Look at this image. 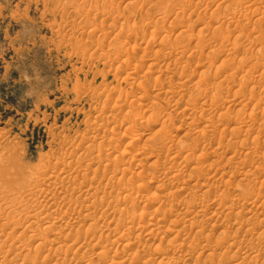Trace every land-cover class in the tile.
I'll return each instance as SVG.
<instances>
[{
	"label": "rangeland",
	"instance_id": "rangeland-1",
	"mask_svg": "<svg viewBox=\"0 0 264 264\" xmlns=\"http://www.w3.org/2000/svg\"><path fill=\"white\" fill-rule=\"evenodd\" d=\"M263 159L264 0H0V264H264Z\"/></svg>",
	"mask_w": 264,
	"mask_h": 264
},
{
	"label": "bare ground",
	"instance_id": "bare-ground-1",
	"mask_svg": "<svg viewBox=\"0 0 264 264\" xmlns=\"http://www.w3.org/2000/svg\"><path fill=\"white\" fill-rule=\"evenodd\" d=\"M176 2H177V1H176ZM186 2H187V1H186ZM177 3H178V2H177ZM184 3H185V2H184ZM197 4H198V3H197ZM199 4H200V3H199ZM175 7H176V6H175ZM167 8H168V7H167ZM181 8H182V7H181ZM195 8H196V7H195ZM189 11H190V10H189ZM119 13H120V12H119ZM121 15H123V14L121 13ZM115 16H116V15H115ZM166 16H167V15H166ZM118 20H119V19H118ZM183 23H184V22H183ZM192 24H193V23H192ZM197 24H198V23H197ZM179 25H180V24H179ZM188 29H189V28H188ZM215 41H216V40H215ZM218 44H219V43H218ZM80 47H81V46H80ZM82 53H83V52H82ZM128 56H129V55H128ZM126 57H127V56H126ZM130 57H131V56H130ZM130 57H129V58H130ZM146 57H147V56H146ZM103 58H104V57H103ZM129 58H128V59H129ZM125 59H126V58H125ZM131 59H132V58H130L129 60H127V62L131 61ZM146 60H147V58H144L142 62H144V63L146 62V63H147ZM149 61H150V60H149ZM128 64H129V63H128ZM139 65H140V64H139ZM141 65H143V64H141ZM155 65H156V64H155ZM155 65H154V66H155ZM129 66H132V63H131V65H129ZM134 66H135V65H134ZM136 66H138V64H137ZM126 67H127V66H126ZM126 67H125V68H126ZM138 67H139V66H138ZM143 67H144V66H143ZM128 68H129V67H128ZM130 68H131V67H130ZM140 68H141V67H140ZM136 69H137V67H136ZM128 70H129V69H128ZM258 80H259V79H258ZM216 95H217V94H216ZM106 101H107V100H106ZM212 101H213V100H212ZM212 101H211V103H212ZM214 101H217V100H214ZM217 103H218V101H217ZM212 104H213V106H214V105H216V102H213ZM212 104H211V106H212ZM219 104H220V103H219ZM159 111H161V109H160ZM226 113H227V112H226ZM225 115H226V114H225ZM224 118L226 119V118H228V117H224ZM224 118H223V119H224ZM154 122H155V121H154ZM224 123H225V122H224ZM227 123H228V122H227ZM230 123H231V121H230ZM152 124H153V122H152ZM155 124H156V123H154L153 125H155ZM100 125H101V124H100ZM102 125H103V124H102ZM102 125H101V127H102ZM153 125H152V126H153ZM219 125H220V124H219ZM223 125H224V124H223ZM152 126H151V127H152ZM91 128H92V127H91ZM234 129L237 130V128H234ZM234 129H233V131H236V130H234ZM233 133H234V132H233ZM237 133H238V132H237ZM227 135H228V134H227ZM89 136H90V135H89ZM237 136H238V135H237ZM234 137H235V136H234ZM88 142H89V141H88ZM84 143H85V142H84ZM82 144H83V143H82ZM218 145H219V143H218ZM229 145H230V144H229ZM77 146H78V145H77ZM221 146H222V145H221ZM238 148H239V147H238ZM237 152H238V151H237ZM86 154H87V153H86ZM93 154H94V153H93ZM263 160H264V159H263ZM60 164H61V163H60ZM86 167H87V166H86ZM115 168H116V167H114V170L117 171L118 169H117V168L115 169ZM42 169H43V168H42ZM87 169H88V168H87ZM210 169H211V168H210ZM40 170H41V169H40ZM90 170H91V169H90ZM108 170H109V169H108ZM208 170H209V169H208ZM36 171H37V170H36ZM86 172H87V171H86ZM209 172H210V171H209ZM88 173H89V172H88ZM103 173H104V172H103ZM105 173H106V171H105ZM173 173H174V172H173ZM42 174H43V172H42ZM44 175L46 176L47 174H44ZM81 175H82V172H81ZM45 176H44V177H45ZM51 176H52V175H51ZM94 176H95V174H94ZM94 176H93V177H94ZM99 176H100V175H99ZM176 176H177V175H176ZM55 177H56V176H55ZM95 177H97V175H96ZM172 177H173V176H172ZM41 178H42V177H41ZM53 178H54V177H53ZM100 178H101V177H100ZM175 178H176V177H175ZM95 179H96V178H95ZM208 179H209V178H208ZM55 180H56V179H55ZM55 180L52 181V177L47 176V177H45V181H44V182L49 183V185H50V182L53 183V182H55ZM80 180H81V179H80ZM90 180H91V179H90ZM87 181H88V180H87ZM87 181H86V182H87ZM91 181H92V180H91ZM186 181H187V182H185L184 185H182V186H188V185H189V184H188V183H189L188 180H186ZM42 182H43V181H42ZM37 183H38V182H37ZM84 183H85V182H84ZM53 184H54V183H53ZM85 184H88V183H85ZM101 184H102V183H101ZM193 184H194V183H193ZM51 185H52V184H51ZM92 185H93V184H92ZM103 185H104V184H103ZM189 186H190V185H189ZM193 186H194V185H193ZM203 186H204V185H203ZM51 187H53V186H51ZM58 187H59V186H58ZM76 191H77V190H76ZM123 195H124V194H123ZM126 196L128 197V195H126ZM129 196H130V194H129ZM131 196H132V194H131ZM117 197H118V196H116V198H117ZM119 197H120V196H119ZM127 197H125V195H124L121 199L118 198L117 201L120 200V204H121V200H123L122 203H124V202H126L127 199H130V197H129V198H127ZM116 198H115V199H116ZM5 199H6V198H5ZM24 199H25V198H24ZM47 199H48V198H46L45 200H47ZM101 199H102V198H101ZM131 199H132V198H131ZM48 200H49V199H48ZM48 200H47V201H48ZM101 201H102V200H101ZM129 201H130V200H129ZM129 201H128V202H129ZM14 202H16V201L14 200ZM14 202H13V203H14ZM84 202H85V201H84ZM105 202H106V201H105ZM128 202H127V203H128ZM11 203H12V201H11ZM11 203H10V205H11ZM47 203H49V202H47ZM16 204H17V203H16ZM27 204H28V202H27ZM31 204H32V203H31ZM41 204H42V203H41ZM83 204H84V203H83ZM91 204H92V203H91ZM112 204H113V203H112ZM128 204H129V203H128ZM128 204H125V205H128ZM132 204H133V203H132ZM134 204H135V205H134ZM134 204H133V205L136 206V203H134ZM263 204H264V203H263ZM19 205H20V204H19ZM38 205H40V203H39ZM86 205H87V204H86ZM121 205H123V204H121ZM130 205H131V203H130ZM11 206H12V205H11ZM11 206H10V207H11ZM40 206H42V205H40ZM40 206H39V207H40ZM43 206H44V204H43ZM81 206H83V205H81ZM84 206H85V205H84ZM137 206H138V203H137ZM146 206H148V205H146ZM17 207H18V204H17ZM78 207H79V206H78ZM8 208H9V207H7V209H8ZM25 208H26V207H25ZM83 208H84V207H83ZM132 208H133V206H132ZM136 208L139 209V207H136ZM136 208H134V210H136ZM192 208H193V207H192ZM0 209H1V208H0ZM23 209H24V208H23ZM84 209H85V208H84ZM4 210H5V209H4ZM24 210H25V209H24ZM31 210H32V209H31ZM87 210H88V209H87ZM89 210H90V209H89ZM150 210H151V209H150ZM190 211H191V210H190ZM193 211H194V209H193ZM90 212H91V211H90ZM119 212H120V211H119ZM119 212H118V213H119ZM123 212H124V211H123ZM123 212H120V213L118 214V217H119L120 219L122 218L121 221L124 220V219H125V216L128 215V213H129V212H127V211H126L125 213H123ZM134 212H135V211H134ZM187 212H188V211H187ZM196 212H197V211H196ZM6 213H7V212H6ZM24 213H25V212H24ZM52 213H53V212H52ZM92 213H93V212H92ZM116 213H117V212H116ZM126 213H127V214H126ZM189 213H190V212H189ZM192 213H193V212H192ZM125 214H126V215H125ZM194 214H195V213H194ZM194 214H193V215H194ZM199 214H200V213H199ZM0 215H1V214H0ZM90 215H91V214H90ZM90 215H89V216H90ZM187 215H188V214H187ZM1 216H2V215H1ZM17 216H18V215H17ZM46 216H47V215H46ZM130 216L132 217L133 215L129 214V217H130ZM134 216H135V214H134ZM196 216H197V215H196ZM118 217H117V218H118ZM126 217H128V216H126ZM44 218H45V217H44ZM123 218H124V219H123ZM134 218H135V217H134ZM134 218H133L132 220H134ZM187 218H188V217H187ZM204 218H205V217H204ZM29 219H30V217H29ZM29 219L25 220L24 217L21 218V219H19V221H21L20 225H21L22 223L24 224V223H25L26 221H28ZM35 219H36V218H35ZM35 219H34V220H35ZM45 219H47V217H46ZM88 219H89V217H88ZM99 219H100V218H99ZM210 219H211V218H210ZM36 220H37V219H36ZM117 220H118V219H117ZM127 220H128V219H127ZM129 220H130V219H129ZM132 220H131V221H132ZM256 220H257V219H256ZM19 221L16 222V223H19ZM44 221H45V220H44ZM44 221H43V222H44ZM28 222H29V221H28ZM31 222H32V221H31ZM40 222H41V221H40ZM34 224H35V223H34ZM40 224H41V223H40ZM117 225H118V222H117ZM120 225H121V224H120ZM120 225H119V226H120ZM122 225H123V222H122ZM149 225H150V223H149ZM153 225H154V224H152L151 227H153ZM190 225H191V224H190ZM5 226H6V225H5ZM21 226H22V225H21ZM114 226H115V225H114ZM119 226H118V227H119ZM154 226H155V225H154ZM23 227H24V225H23ZM26 227L30 228L29 226H26ZM37 227H38V225H37ZM39 227H40V226H39ZM39 227H38V228H39ZM116 227H117V226H116ZM116 227H115V228H116ZM142 227H144V226H142ZM149 227H150V226H149ZM151 227H150V228H151ZM193 227H194V226H193ZM196 227H197V226H196ZM28 228H22V230H18L19 232L17 233V235L15 234V235H16L15 237H17V238H19V239H22V238L24 239V237L26 236L27 232L29 233V231L32 230V229H31V230L27 231ZM47 228H48V227H46V229H47ZM123 228H124V227H123ZM140 228H141V226H140ZM150 228H149V229H150ZM20 229H21V228H20ZM35 229H36V230H35ZM35 229L33 230V231H35V232H34L33 235H31V236H33V238L35 239V241H36L38 238H40V239L42 238V239H43V235H44V233H45V232H44L45 227H44L43 230H42L41 228H40V229H37L36 227H35ZM112 229H113V228H112ZM116 229H117V228H116ZM211 229H212V228H211ZM47 230H50V229L48 228ZM151 230H152V228H151ZM185 230H186V229H185ZM199 230H200V229H199ZM202 230H203V229H202ZM6 231H7V230H6ZM113 231H115V230H113ZM247 231H249V230H247ZM49 232H50V231H48V233H49ZM115 232H117V231H115ZM31 233H32V232H31ZM48 233L46 232V235H45V236H47ZM64 233H65V232H64ZM64 233H63V234H64ZM196 233H197V232H196ZM63 234H58V233H55V234H54V233H53L51 236H47V237H46V240H45V241H47V243L49 242L48 244H49L50 246H52V245L55 246V247H54V254H55V252H57L56 255H58V252L61 251L60 248L62 247V245H64V242H65L66 238L68 237V236H67V237H66V236H63V237H62L63 240H60V237H61L60 235H63ZM149 234H150V233L148 232L147 235L149 236ZM261 234H262V233H261ZM27 235H28V234H27ZM49 235H50V233H49ZM65 235H66V234H65ZM225 235H226V234H225ZM227 235H228V234H227ZM31 236H28V237L31 238ZM45 236H44V238H45ZM28 237H27L26 240L29 239ZM49 237H50V238H49ZM65 237H66V238H65ZM3 238H4V237H3ZM7 238H8V237H7ZM11 238H12V237H11ZM33 238H31V240H32ZM48 238H49V239H48ZM224 238H225V237H224ZM228 238H229V236H228ZM230 238H231V237H230ZM237 238H238V237H237ZM23 239H22V240H23ZM78 239H79V237H78ZM10 240H12V239H10ZM10 240H9V241H10ZM14 240H16V238H15ZM14 240H13V242H14ZM43 240H44V239H43ZM172 240H173V239H172ZM232 240H233V239H232ZM239 240H240V239H239ZM239 240H238V242L240 243ZM263 240H264V239H263ZM2 241H3V240H2ZM5 241H7V240H5ZM17 241H18V240H17ZM23 241L25 242V239H24ZM37 241H40V240H37ZM37 241H36V242H37ZM75 241H76V240H75ZM110 241H111V240H110ZM227 241H228V240H227ZM227 241H226V242H227ZM242 241H243V240H242ZM0 242H1V241H0ZM42 242H43V241H42ZM223 242H224V241H223ZM2 243H3V242H2ZM6 243H7V242H6ZM6 243H3V245H2L3 248L0 246V249H4V248H5L4 246H6ZM8 243H9V242H8ZM11 243H12V242H11ZM18 243H19V242H18ZM20 243H21V242H20ZM34 243H35V242H34ZM67 243H69V242H67ZM109 243H110V242H109ZM228 243H229V242H228ZM13 244H14V243H13ZM25 244H26V243H25ZM126 244H127V243H126ZM240 244H241V243H240ZM16 245H18L17 242H16ZM16 245H14V246H16ZM43 245H44V244H43ZM65 245H66V244H65ZM68 245H69V244H68ZM127 245H128V244H127ZM206 245H207V244H206ZM232 245H233V244H232ZM234 245H235V244H234ZM242 245H243V244H242ZM245 245H246V244H245ZM11 246H12V245H11ZM39 246H40V244L37 245V248H36L35 246H34V247H35V249H39ZM41 246H42V245H41ZM71 246H72V245H71ZM125 246H126V245H125ZM18 247H19L20 250L23 251V249H24V245H22V246H18ZM18 247H17V248H18ZM42 247H44V246H42ZM226 247H227V246H226ZM234 247H235V246H234ZM25 248H26V247H25ZM32 248H33V247H32ZM32 248H29V249L32 250ZM63 248H64V247H63ZM96 248H97V247H96ZM103 248H104V247H103ZM230 248H231V246H230ZM12 249H13V247H12ZM15 249H16V248H15ZM35 249H34V250H35ZM61 249H62V248H61ZM17 250H18V249H17ZM27 250H28V249H27ZM34 250H33L32 252L29 251L28 253H30V252H31V253H34ZM41 250H42V248H41ZM103 250H104V249H103ZM202 250H203V249H202ZM204 250H206V249H204ZM219 250H220V249H219ZM229 250H230V249H229ZM36 251H39V250H36ZM47 251H48V250H47ZM49 251H50V250H49ZM209 251H210V250H209ZM0 252H2V250H0ZM7 252H8V251H7ZM39 252H40V251H39ZM41 252H42V251H41ZM52 252H53V251H52ZM70 252H71V251H70ZM202 252H203V251H202ZM204 252H205V251H204ZM207 252H208V251H207ZM2 253H3V252H2ZM2 253H0V254H2ZM17 253H18V252H17ZM36 253H37V252H36ZM24 254H25V252H24ZM37 254H38V253H37ZM48 254H49V253H48ZM48 254L43 256V260H44L43 262H47L48 260L51 259L50 257L53 256V255H51V256L49 257ZM100 254H101V253H100ZM235 254H236V253H235ZM2 255H3V254H2ZM8 255H9V254H8ZM26 255H27V253H26ZM26 255H25V257H26ZM56 255H54V256L56 257ZM223 255H224V254H223ZM29 256H30V255H29ZM29 256L26 257V260H27V258H34V259H36V258H35L36 256H35V257H31V256L29 257ZM33 256H34V255H33ZM257 256H258V255H257ZM55 257H54V258H55ZM58 257H59V256H58ZM60 257H61V256H60ZM52 258H53V257H52ZM63 258H64V257H63ZM222 258H223V257H222ZM244 258H245V257H244ZM244 258H243V259H244ZM34 259H33V260H34ZM95 259H96V256H95ZM12 261H13V260H12ZM28 261H29V260H28ZM28 261H27V263H28ZM34 261L36 262V260H34ZM37 261H38V259H37ZM41 261H42V260H41ZM57 261H58V260H57ZM65 261H66V260H65ZM92 261H93V260H92ZM109 261H110V260H109ZM251 261H252V260H251ZM29 262H30V261H29ZM31 262H32V259H31ZM38 262H39V261H38ZM38 262H37V264H38ZM48 262H49V261H48ZM48 262H47V264H49ZM51 262H53V261H51ZM113 262H114V261H113ZM119 262H120V261H119ZM122 262H123V261H122ZM235 262H236V261H235ZM256 262H257V261H256ZM8 263H9V262H8ZM13 263H15V261H14ZM32 263H34V262H32ZM39 263H41V262H39ZM54 263H55V261H54ZM62 263H63V262H62ZM62 263H61V264H62ZM64 263H65V262H64ZM117 263H118V262H117ZM123 263H125V262H123ZM1 264H2V263H1ZM6 264H7V263H6ZM24 264H26V263H24ZM34 264H36V263H34ZM42 264H43V263H42ZM45 264H46V263H45ZM57 264H58V263H57ZM66 264H67V263H66ZM73 264H74V263H73ZM91 264H93V263L91 262ZM113 264H116V263L114 262ZM118 264H119V263H118Z\"/></svg>",
	"mask_w": 264,
	"mask_h": 264
}]
</instances>
